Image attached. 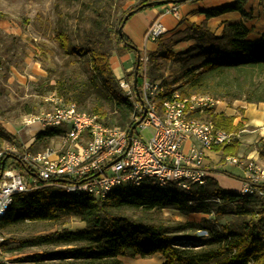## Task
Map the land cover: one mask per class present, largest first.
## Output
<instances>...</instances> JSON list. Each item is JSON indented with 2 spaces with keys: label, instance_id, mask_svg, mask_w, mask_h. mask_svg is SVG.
Returning a JSON list of instances; mask_svg holds the SVG:
<instances>
[{
  "label": "trees",
  "instance_id": "16d2710c",
  "mask_svg": "<svg viewBox=\"0 0 264 264\" xmlns=\"http://www.w3.org/2000/svg\"><path fill=\"white\" fill-rule=\"evenodd\" d=\"M59 1L79 4L74 11L79 19L85 15L84 6L94 12L88 26L73 31L61 22L54 36L63 54L81 61L86 77L73 81L62 74L55 84H46L41 92L55 93L63 103H73L80 111L97 116L105 126L126 131L132 128V105L111 67L113 56L126 53L135 56L133 72L127 77L134 78L136 72V89L144 79L161 80L167 93L177 91L183 96L209 95L226 102L264 103V36L250 41L244 24L229 25L220 36H215L205 24L193 25L159 39L157 53L145 54L148 61L143 63L142 55L122 31L124 24L137 13L161 6L162 1L181 5L189 0H136L120 14L117 10L126 0ZM233 11L246 15L240 1L209 10L206 15ZM184 44L186 47L177 49ZM169 67L175 69L171 87L163 78ZM206 116L217 129L227 133L237 131L232 117L215 114L213 110ZM61 133L59 129H48L38 134L30 150L46 149L49 140ZM0 137L18 143L1 125ZM238 147V140H234L214 151L220 152L225 161L226 157H236ZM259 155L264 158V143L259 147ZM12 166L25 171L20 163L13 162ZM209 172L243 181L225 170ZM62 185L45 182L36 190L18 194L0 221V230L25 223H52L72 216L84 223L83 228L74 231L62 229L9 240L8 243H16L21 249L52 248L33 254L28 262L123 264L124 258L146 259L159 254L161 264H264V198L224 190L211 178L202 186L192 185L189 194L176 188L161 190L141 185L116 189L104 199L67 194ZM165 210L181 215L202 213L205 217L198 223H168L163 219ZM225 216L231 219L221 224ZM198 232L207 236H195Z\"/></svg>",
  "mask_w": 264,
  "mask_h": 264
},
{
  "label": "built area",
  "instance_id": "2783aa9c",
  "mask_svg": "<svg viewBox=\"0 0 264 264\" xmlns=\"http://www.w3.org/2000/svg\"><path fill=\"white\" fill-rule=\"evenodd\" d=\"M164 14L176 17L177 6L167 4ZM166 33L156 19L144 38L157 42ZM141 60L147 63L148 56ZM118 84L132 105V126L138 123L133 131L105 126L97 116L55 96L48 98L50 112L22 118L21 126L31 133L29 142H12L0 149V221L15 196L36 190L45 182L61 180L67 194L94 199H104L119 188L141 185L176 188L189 194L192 185L202 186L210 177L205 165L208 153L231 144L241 133H227L202 119L220 103L209 95L167 93L161 80L144 79L138 89L133 77L120 78ZM48 129L62 130L61 148L32 152L30 147L38 134ZM146 129L151 130L149 139L141 135ZM225 161L243 168L240 195L264 198V168L260 164L249 157L229 156ZM13 162L22 164L25 171L14 168ZM3 242L0 234V245Z\"/></svg>",
  "mask_w": 264,
  "mask_h": 264
},
{
  "label": "rangeland",
  "instance_id": "374dc122",
  "mask_svg": "<svg viewBox=\"0 0 264 264\" xmlns=\"http://www.w3.org/2000/svg\"><path fill=\"white\" fill-rule=\"evenodd\" d=\"M79 7L77 3L67 5L59 0H0V125L18 143L27 144L31 136V133L21 126L24 116L47 113L52 110V104L48 98L55 93L45 91L42 93L46 84H55L62 74L73 81H80L86 77L81 61L63 54L54 37L61 22L66 23L73 31L89 25L90 17L94 14L92 8L84 6L85 15L79 19L74 15V11ZM126 9L125 2H122L117 14ZM174 72V67H169L163 75L168 87H171L169 83ZM126 79L130 80L131 77ZM220 102L224 103V108H234L238 111L235 107L236 101L220 100ZM202 119L209 120L207 116ZM61 135L62 133L50 139L48 148L59 150ZM141 135L149 139L151 130L146 129L141 132ZM11 145H13L12 142L0 137V149ZM223 163L219 152L215 155L214 162L209 164L210 169H228V165L222 166ZM261 167L264 168L262 165ZM219 179L218 181L221 182ZM262 186L264 188V182ZM204 217L202 213L181 215L172 210L163 212V219L168 223H198ZM230 219L231 216H225L220 223L226 224ZM83 227L84 223L78 217L72 216L52 223H25L2 229L0 232L4 237L5 245H0V261L6 264H34L27 261L30 256L52 250L48 246L21 249L16 243H8L9 240L62 229L74 231ZM195 236L206 237L203 232H198ZM122 262L123 264H159L157 258L153 257L124 258Z\"/></svg>",
  "mask_w": 264,
  "mask_h": 264
},
{
  "label": "crops",
  "instance_id": "0c3cea01",
  "mask_svg": "<svg viewBox=\"0 0 264 264\" xmlns=\"http://www.w3.org/2000/svg\"><path fill=\"white\" fill-rule=\"evenodd\" d=\"M136 0H126V7L135 3ZM241 2L244 13L225 12L213 16H207L206 12L212 9L230 5L235 2ZM178 15L164 14L166 5H161L152 9L133 15L124 24L122 31L133 43L136 49L143 56L147 53H157V42H151L144 38V34L148 26L156 19H159L167 29V33L163 38H168L180 31H184L193 25L199 26L205 24L207 28L215 35L220 36L225 27L235 24H244L249 30V40L257 41L264 36V0H189L181 5H176ZM187 44L177 47L178 50L186 47ZM135 56L133 53H126L122 56H113L111 59V67L116 78H127L133 72ZM132 78V77H131ZM221 105V106H220ZM224 103L220 102L212 110L215 114H223L233 118V125L237 127V132L241 131L238 136V153L236 156L244 158H252L258 164L264 167V158L259 155V147L264 143V103H245L236 101L235 107L224 108ZM221 107L220 109L218 107ZM3 128V127H2ZM4 129V128H3ZM5 132L6 129H4ZM11 135L9 132H7ZM12 136V135H11ZM215 153V154H214ZM216 151L208 153L205 165L210 170V163L214 162ZM222 168L230 174L244 179L243 168L231 165L224 161ZM211 179L217 181L218 185L227 191L239 193L241 183L240 180H234L223 175L211 174ZM221 179V182L218 179ZM219 179V180H220ZM157 258L159 264L162 258L159 254L151 256Z\"/></svg>",
  "mask_w": 264,
  "mask_h": 264
},
{
  "label": "water",
  "instance_id": "95a60500",
  "mask_svg": "<svg viewBox=\"0 0 264 264\" xmlns=\"http://www.w3.org/2000/svg\"><path fill=\"white\" fill-rule=\"evenodd\" d=\"M170 3H172V2H168V1H162V2H160L161 5H167V4H170ZM136 79H137V75H136V72H135L134 73V84L136 82ZM143 117H144V114L142 115L141 120L143 119ZM137 125H138V123H135L132 126V131L136 128ZM60 182H62V181L60 180Z\"/></svg>",
  "mask_w": 264,
  "mask_h": 264
}]
</instances>
